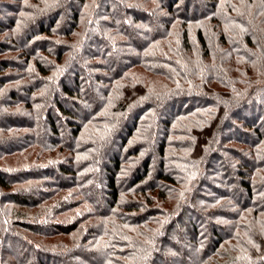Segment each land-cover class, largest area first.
I'll use <instances>...</instances> for the list:
<instances>
[{
  "label": "trees",
  "instance_id": "1",
  "mask_svg": "<svg viewBox=\"0 0 264 264\" xmlns=\"http://www.w3.org/2000/svg\"><path fill=\"white\" fill-rule=\"evenodd\" d=\"M0 264H264V0H0Z\"/></svg>",
  "mask_w": 264,
  "mask_h": 264
}]
</instances>
